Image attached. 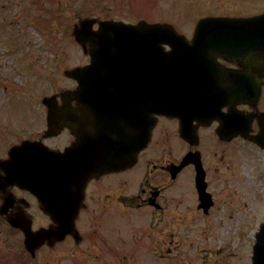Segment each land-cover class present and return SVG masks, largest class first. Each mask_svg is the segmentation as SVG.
Wrapping results in <instances>:
<instances>
[{
    "label": "flooded vegetation",
    "instance_id": "1",
    "mask_svg": "<svg viewBox=\"0 0 264 264\" xmlns=\"http://www.w3.org/2000/svg\"><path fill=\"white\" fill-rule=\"evenodd\" d=\"M86 56L85 64H90V56ZM202 66L206 80L200 89L206 93L193 97L182 108L177 105L172 108L177 110L155 115L148 144L135 162L87 180L72 233L53 244L45 241L39 250L68 245L89 251L100 244L104 264H172V253L179 254L183 246L179 228L186 226V233L195 226V218L218 217L220 203L230 200L242 177L238 157L246 159L248 153L252 157L255 152L264 158V83L259 84L256 97L246 94L247 83L253 85L252 75L257 71L246 69L235 58L216 56ZM100 67L88 78L84 112L76 110L80 103L76 81L53 93L58 99L55 107L70 108V127L53 118L49 128V108L39 102L33 116L28 110L32 123L24 121L21 138L13 145L36 143L31 147L34 153L41 145L60 153L71 146L84 150L100 138L104 121L120 123L127 136L134 138L141 111L151 114V73L144 78V86L147 82L149 86L145 97L150 102L141 105L139 61L120 60ZM64 96L67 102L61 100ZM82 134L84 142L79 139ZM1 148L0 159H5L7 150ZM3 175L0 169V178ZM49 187L51 190L40 191L36 197L28 188L0 184V221L23 215L32 231L55 229L53 221L67 218L70 203L77 204L78 193L67 181L56 187L49 182ZM8 199L10 207L4 210ZM193 249L194 242L189 239L184 252Z\"/></svg>",
    "mask_w": 264,
    "mask_h": 264
},
{
    "label": "rangeland",
    "instance_id": "2",
    "mask_svg": "<svg viewBox=\"0 0 264 264\" xmlns=\"http://www.w3.org/2000/svg\"><path fill=\"white\" fill-rule=\"evenodd\" d=\"M262 11L264 0H0L1 149L18 140L24 121L32 123L27 112L33 116L42 97L70 86L63 71L85 63V54L71 34L84 18L169 23L191 37L200 17ZM5 132L10 135L3 136ZM252 153L246 159L238 157L242 177L230 200L220 203L218 217L195 218V226L186 233V226L179 228L183 246L179 254L172 253V264H250L254 235L264 221V158ZM189 239L195 245L190 253L184 252ZM99 246L84 251L62 245L42 249L31 259L21 234L0 221V264H104Z\"/></svg>",
    "mask_w": 264,
    "mask_h": 264
},
{
    "label": "water",
    "instance_id": "3",
    "mask_svg": "<svg viewBox=\"0 0 264 264\" xmlns=\"http://www.w3.org/2000/svg\"><path fill=\"white\" fill-rule=\"evenodd\" d=\"M73 35L75 40L85 48L88 44L92 50L91 55L96 54H118L123 48L128 46H143L138 44H127L128 39H134V42L139 40L148 39L153 50V59L156 61V73H157V87L158 90L162 87H166L167 81L170 80L171 76L177 73L178 67L174 66L175 62H180V52H183L180 48L188 45L185 38L177 34L174 29L168 24H147L144 21H140L137 25H125L120 22L103 21L98 23V29L92 31L90 22L83 21L79 27L73 29ZM204 38H219V39H247L249 41L241 42L240 44L251 45L250 50L247 52L250 54H264V13L254 17L248 18H204L197 22L194 30L193 41L190 44L192 47L197 48L201 46L199 39ZM252 42V43H251ZM163 45H169L172 51L165 52L162 50ZM216 45V44H215ZM220 46H223L219 44ZM247 54H238L237 56L249 58ZM189 60H183V63ZM253 61V60H252ZM170 62V63H169ZM258 63L263 66L264 70V58L259 59ZM182 68V67H181ZM69 77H74L80 82L85 78V67L82 69L76 68L69 72H65ZM264 80V73L262 75ZM163 87V88H164ZM49 100H47L48 102ZM143 132V128L140 134V144L134 152H138L140 148L148 140L147 128ZM101 139H93L91 148L87 156L82 157V161L78 162V166H74L72 169L68 168L66 173L70 177H76L78 184L82 185L84 180L90 177L92 174H100L111 170L121 168L123 163H130V157H124L122 152L116 149V146L121 147V143L118 142L113 144L111 140H106V147L98 146ZM112 144L114 146H112ZM116 145V146H115ZM120 149V148H119ZM20 148L13 150L11 160V166L9 163H3L2 167L5 169L10 166V170L6 171V180L8 184H17L23 186L29 183L32 179L40 174L45 176L52 174L56 177L58 171L56 164L52 162L51 173L46 170L42 162L38 163L39 172H35L32 169L27 173L22 166V155ZM67 158L72 157V152L67 151L65 154ZM45 156H41V159ZM78 156L76 157V161ZM76 161L72 165H76ZM13 164V165H12ZM44 169V171L42 170ZM77 169V170H76ZM76 173V175H75ZM74 179V178H73ZM72 179V180H73ZM12 226L18 227L23 230L25 239L24 245L26 250L33 255L34 250L38 248L41 241L44 238L53 237L55 232L52 230H39L36 233L27 232L22 224L21 219H17L12 222ZM63 230H67V227L62 225ZM252 264H264V224L261 225L259 232L256 235V242L253 246Z\"/></svg>",
    "mask_w": 264,
    "mask_h": 264
}]
</instances>
